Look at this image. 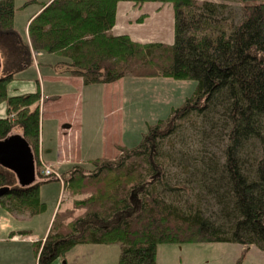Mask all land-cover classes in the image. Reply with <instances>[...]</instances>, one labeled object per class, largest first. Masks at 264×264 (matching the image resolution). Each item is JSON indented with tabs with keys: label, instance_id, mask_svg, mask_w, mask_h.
Instances as JSON below:
<instances>
[{
	"label": "trees",
	"instance_id": "1",
	"mask_svg": "<svg viewBox=\"0 0 264 264\" xmlns=\"http://www.w3.org/2000/svg\"><path fill=\"white\" fill-rule=\"evenodd\" d=\"M121 1L171 2L174 43L115 34ZM240 2L235 20L229 5L211 0H0V51L12 68L0 77V140L19 130L37 169V181L23 187L0 163V188L10 187L0 205L42 213L40 186L54 180L64 182L71 200H61L49 233L36 242V264L65 258L81 243L120 244L118 264H156L162 243L233 242L264 251V0ZM30 5L39 9L21 35L16 13ZM41 53L55 54V65L86 85L162 77L195 87L116 157L45 176L42 93H14L12 84Z\"/></svg>",
	"mask_w": 264,
	"mask_h": 264
},
{
	"label": "rangeland",
	"instance_id": "2",
	"mask_svg": "<svg viewBox=\"0 0 264 264\" xmlns=\"http://www.w3.org/2000/svg\"><path fill=\"white\" fill-rule=\"evenodd\" d=\"M211 1L226 3L232 9L234 19L240 18V0ZM22 2L17 3L21 5ZM164 4H167L169 9L173 7L171 2ZM168 8H164L166 15L169 12ZM38 9L37 5H30L23 10H17L15 26L21 35L27 34L30 20ZM152 19L155 18L151 16ZM152 22L140 30L136 28L135 39H141L143 42L161 40V42L169 43L171 39L168 35L154 32V26L151 27L154 24ZM137 23L140 22L137 21ZM39 55L34 54V64L30 66L24 64L27 68L14 72L13 85L18 87L14 93H22L25 89L36 90L40 87L43 96L40 99L42 156L47 159L49 149L54 150L58 127V139L60 137L61 140L66 136L63 149L65 151L59 155L61 163L56 164L57 171H55L58 175L63 169H68L69 165L80 163L81 158L83 161L104 156L114 158L120 153L119 146H134L141 140L142 132L148 128L149 123L167 117L171 108L179 105L195 87L194 81L162 77L140 79L125 77L122 78L123 80H117L119 82L110 84L86 85L81 77L65 73L64 70L67 69L65 66H56L55 61L58 57L55 54L41 53ZM0 59V77H3L10 74L12 68L7 69L10 66H7L6 57L1 51ZM39 60L44 62L38 64ZM5 109L0 104V116L5 115ZM13 133L21 134L19 130ZM43 162L41 160V169L48 165ZM41 193L45 197L48 195L50 199H55L63 193L62 199L65 202L71 201L68 194L64 192L60 180L42 183ZM49 205L52 206V203L49 202ZM48 213L47 216L50 215V208ZM39 217L35 219L38 221L43 219L42 226L46 223V219L44 220L46 216ZM1 223L2 206L0 205V228H2ZM36 236L37 239L40 238L39 235L36 234ZM74 247L68 256L60 257L54 262L118 264L122 252V246L117 243H81ZM244 251H246L245 256L240 264H264V251L257 246L251 245L247 249L246 246L233 242L162 243L158 246L156 264H237Z\"/></svg>",
	"mask_w": 264,
	"mask_h": 264
},
{
	"label": "crops",
	"instance_id": "3",
	"mask_svg": "<svg viewBox=\"0 0 264 264\" xmlns=\"http://www.w3.org/2000/svg\"><path fill=\"white\" fill-rule=\"evenodd\" d=\"M165 7L168 8L167 4H162L160 2H146L142 5H136L134 2L131 1H121L118 3L117 6L116 24L113 28V32L115 34H128L134 40L143 42L141 39H135L134 33L136 32V28L140 30L145 26L150 25V22L154 20L152 22L154 24L151 25V27L154 26V30H155L154 32L160 35L161 33L168 35V38L171 39L168 44H172L174 43L175 40V18H174L175 14H174V9L171 6L170 9L168 8L169 12L166 15L164 9ZM151 16H153L155 19L151 20ZM137 21H139L140 23H137ZM152 41L161 42V40H152ZM15 88L16 90H18V87L15 86ZM26 91H35V90L25 89L23 92ZM41 116H42V111H41ZM58 130L59 127L56 131L57 140L56 141L53 140L54 143H56V145H54V150L49 149L48 151L49 157L47 159H45L41 153L42 125L40 130V141H39L40 160L44 161L45 163H48V165L53 167L55 170L57 169L56 164L61 163L59 162V155H62L61 153L65 151L63 149H64V141L66 140V136L64 138L62 137L61 140L60 137L58 139ZM79 162H83L82 158ZM70 166L71 165H69L68 167ZM61 183L64 188V183L62 180ZM39 194L42 201L46 203V210L39 214L33 215L29 213H20L17 211L8 210L6 207L2 206V223H1L2 228H0V264H33V263L36 264L37 263L39 252L37 251L36 246L34 244L30 245L31 243L29 241H25L24 239L26 237H35L36 234L40 236V239L46 238L51 228L52 222L56 216V213L59 209L62 200L61 195L63 193L59 195V197H56L55 199L54 198L50 199L48 198L49 197L48 195L46 197L42 195L41 186H40ZM48 201L52 203V206L49 205ZM49 208H50V215L47 216L46 214L49 212ZM42 215L46 216L44 218V220L46 219V223H44V225L41 226V222L43 219L38 221V219L35 218H38L39 216ZM28 224H32V225L29 226ZM68 253L66 254V256H68ZM57 262L58 261L54 262L53 264H59V262L58 263ZM71 263L78 264L76 261ZM64 264H66V262H64Z\"/></svg>",
	"mask_w": 264,
	"mask_h": 264
},
{
	"label": "water",
	"instance_id": "4",
	"mask_svg": "<svg viewBox=\"0 0 264 264\" xmlns=\"http://www.w3.org/2000/svg\"><path fill=\"white\" fill-rule=\"evenodd\" d=\"M0 163L17 175L21 186H30L35 183L37 169L34 152L30 143L21 134H12L0 140ZM9 190V186L0 188V196Z\"/></svg>",
	"mask_w": 264,
	"mask_h": 264
},
{
	"label": "built area",
	"instance_id": "5",
	"mask_svg": "<svg viewBox=\"0 0 264 264\" xmlns=\"http://www.w3.org/2000/svg\"><path fill=\"white\" fill-rule=\"evenodd\" d=\"M42 172H43L46 176H48V175L60 176V175H58V174L56 173V171H55L51 166H49V165H47L45 168H43ZM34 238H35V239H34ZM36 239H37V238H36V236H35V237H26L24 240H25V241H29V242L31 243L30 245H32V244H34V241H35Z\"/></svg>",
	"mask_w": 264,
	"mask_h": 264
},
{
	"label": "bare ground",
	"instance_id": "6",
	"mask_svg": "<svg viewBox=\"0 0 264 264\" xmlns=\"http://www.w3.org/2000/svg\"><path fill=\"white\" fill-rule=\"evenodd\" d=\"M44 100H45V97H44Z\"/></svg>",
	"mask_w": 264,
	"mask_h": 264
}]
</instances>
